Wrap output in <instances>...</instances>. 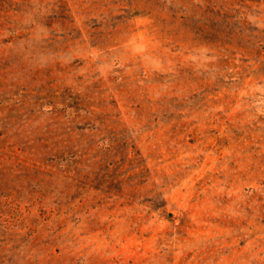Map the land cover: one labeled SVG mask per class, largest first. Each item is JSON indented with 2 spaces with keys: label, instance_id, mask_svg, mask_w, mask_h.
<instances>
[{
  "label": "rangeland",
  "instance_id": "obj_1",
  "mask_svg": "<svg viewBox=\"0 0 264 264\" xmlns=\"http://www.w3.org/2000/svg\"><path fill=\"white\" fill-rule=\"evenodd\" d=\"M0 264H264V0H0Z\"/></svg>",
  "mask_w": 264,
  "mask_h": 264
}]
</instances>
